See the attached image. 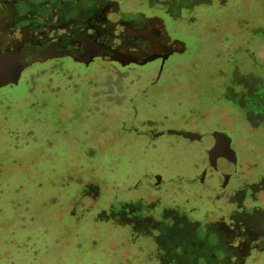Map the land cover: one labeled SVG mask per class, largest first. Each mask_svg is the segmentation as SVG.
Wrapping results in <instances>:
<instances>
[{
    "label": "rangeland",
    "instance_id": "obj_1",
    "mask_svg": "<svg viewBox=\"0 0 264 264\" xmlns=\"http://www.w3.org/2000/svg\"><path fill=\"white\" fill-rule=\"evenodd\" d=\"M114 1L182 52L0 88V264H264V0ZM169 129L226 132L236 168Z\"/></svg>",
    "mask_w": 264,
    "mask_h": 264
},
{
    "label": "flooded vegetation",
    "instance_id": "obj_2",
    "mask_svg": "<svg viewBox=\"0 0 264 264\" xmlns=\"http://www.w3.org/2000/svg\"><path fill=\"white\" fill-rule=\"evenodd\" d=\"M91 45L103 55L83 65L98 58L113 61V51L144 62L131 64L166 62L182 52L184 43L171 36L163 20L123 11L114 0H0V88L17 85L21 72L35 65L63 58L76 62L51 56Z\"/></svg>",
    "mask_w": 264,
    "mask_h": 264
},
{
    "label": "water",
    "instance_id": "obj_3",
    "mask_svg": "<svg viewBox=\"0 0 264 264\" xmlns=\"http://www.w3.org/2000/svg\"><path fill=\"white\" fill-rule=\"evenodd\" d=\"M90 47H84L82 52H72L68 50H64L61 54H53L51 57L52 58H57V57H63V56H71L76 62L80 63H86L90 64L91 61H93V57H98L103 54H101L100 50H95V51H89ZM113 61L120 62L123 66H128L131 63H144L141 60L138 59H133L128 56L121 55L119 53H116L113 51L112 55L110 56ZM143 133V132H142ZM178 134L182 135L187 138H197L201 139L209 149H213L216 146H222L224 147V153L225 157L233 164L234 168L237 166V153L231 146V138L226 132H220V131H215L209 135L204 136L203 134L199 132H193L189 130H174V129H169L166 131L158 132L155 135L156 136H161L163 134ZM158 180H162L161 177H157ZM203 178V175H200L198 177H190L186 176L185 180L189 183L192 184H197L200 182V180ZM228 185V180H223L221 186L219 187L220 190H223L227 187Z\"/></svg>",
    "mask_w": 264,
    "mask_h": 264
},
{
    "label": "bare ground",
    "instance_id": "obj_4",
    "mask_svg": "<svg viewBox=\"0 0 264 264\" xmlns=\"http://www.w3.org/2000/svg\"><path fill=\"white\" fill-rule=\"evenodd\" d=\"M97 49L99 50V48L97 46L91 45L89 51L91 52V51H95Z\"/></svg>",
    "mask_w": 264,
    "mask_h": 264
}]
</instances>
